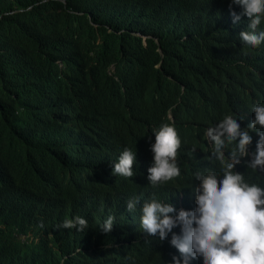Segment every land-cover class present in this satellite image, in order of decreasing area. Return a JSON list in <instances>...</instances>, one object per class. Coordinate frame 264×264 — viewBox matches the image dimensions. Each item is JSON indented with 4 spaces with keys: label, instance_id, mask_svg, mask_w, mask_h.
Instances as JSON below:
<instances>
[{
    "label": "trees",
    "instance_id": "trees-1",
    "mask_svg": "<svg viewBox=\"0 0 264 264\" xmlns=\"http://www.w3.org/2000/svg\"><path fill=\"white\" fill-rule=\"evenodd\" d=\"M199 2L216 11L200 17L183 0H0L2 163L48 202L53 221L86 231L63 226L64 252L92 247L112 264H214L222 255L264 264V8ZM231 15L254 50L233 47ZM119 56L134 68L130 100L147 114L172 108L173 130L150 116L98 117L123 100L81 67ZM200 78L215 82L207 95L196 92Z\"/></svg>",
    "mask_w": 264,
    "mask_h": 264
},
{
    "label": "clouds",
    "instance_id": "clouds-1",
    "mask_svg": "<svg viewBox=\"0 0 264 264\" xmlns=\"http://www.w3.org/2000/svg\"><path fill=\"white\" fill-rule=\"evenodd\" d=\"M183 1L186 6L191 7L190 10L200 17L210 16L216 11L212 9L213 6L200 3L199 0ZM224 2L233 7L264 8V0H224ZM187 10L172 13V19L174 21L182 20ZM237 20L238 18L231 15L230 23L226 26V29L233 33V47L238 45L243 52L254 50L253 37L246 32L241 23L239 25ZM212 26H216V23H212ZM140 42L142 45L144 44L143 37ZM81 68L88 78L101 86L105 95L110 97L119 95L123 100V110L104 109L99 112L98 117L108 125H113L128 117L144 121L146 116H150L157 124L153 127L165 130L174 129L171 124L175 118L172 108L166 107L163 110L147 114L142 104H136L130 100L129 95L133 89L134 80L132 72L134 68L130 61L119 56L117 59L100 65L95 71ZM214 83L211 78H200L196 84V92L200 95H207ZM186 107H190V105L186 104ZM8 155L7 148L0 151V252L4 258L3 264H72L69 258L77 252H84L94 257V261L89 264H112L114 260L109 253L98 254L92 250V247L75 246L68 252L62 250L59 236L63 226H70L71 231L80 234H85L86 231L81 230L83 227H76L70 219L61 218L57 222L53 221L49 214L48 202L36 196L31 189L20 184L16 179L13 180L9 175V167L6 168L2 163ZM111 158L106 163V168L109 174L113 175L116 171L113 169ZM117 162L119 164L123 162L122 154H117ZM8 211V219L3 221L1 216ZM97 248L106 249L109 248V244H99ZM213 260L214 264H228L229 261L225 255L213 258Z\"/></svg>",
    "mask_w": 264,
    "mask_h": 264
}]
</instances>
